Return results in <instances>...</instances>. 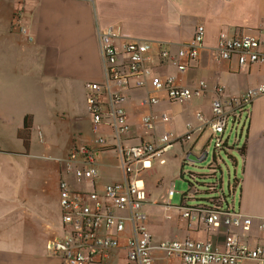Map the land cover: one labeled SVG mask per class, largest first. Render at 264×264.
<instances>
[{"label": "crops", "instance_id": "crops-1", "mask_svg": "<svg viewBox=\"0 0 264 264\" xmlns=\"http://www.w3.org/2000/svg\"><path fill=\"white\" fill-rule=\"evenodd\" d=\"M17 9L19 18L14 17ZM20 24L28 27L32 40L19 30ZM198 24L206 29L200 55L179 71L160 52H176L192 39ZM108 26L116 28L113 40L119 48L134 39L151 44L146 63L153 74L162 79L175 75L176 83L190 87L199 79L209 85L202 95L184 102H171L164 90L157 91L160 101L154 105L142 102L153 91L150 84L126 91L124 138L154 140L167 130L183 134L189 125L195 129L189 139L172 143L164 152L167 157L152 159L155 173L148 175L144 169L139 175L150 192L144 209L152 242L190 237L223 248L233 231L251 247L263 244L264 93L251 103L243 155L231 152L240 167L239 173L235 170L241 182L235 209L253 217L246 233L208 226L200 219L189 225L181 218L183 191L180 203H172L168 190L174 181L163 168L173 162L176 171L179 160L181 169L185 161L209 155L207 121L217 86H223L222 95L232 96L264 83V62L241 68L237 53L221 58L217 49L220 32L264 35V0H0V264H68L48 246L70 231L61 215V182L72 192L97 191L103 199L107 183L124 179L108 124L100 129L106 142L95 147L98 175L93 180L75 177L82 162H73L71 169L67 163L75 147L93 144L88 84L104 78L97 31ZM163 111L170 114L168 121L160 118ZM145 113L156 116L153 128L143 125ZM126 241L127 231L99 264H125ZM152 257V264H183L159 250ZM241 264L260 262L244 258Z\"/></svg>", "mask_w": 264, "mask_h": 264}, {"label": "built area", "instance_id": "built-area-1", "mask_svg": "<svg viewBox=\"0 0 264 264\" xmlns=\"http://www.w3.org/2000/svg\"><path fill=\"white\" fill-rule=\"evenodd\" d=\"M21 10L15 11L19 18ZM19 30L32 40L26 25L20 24ZM206 29L198 24L190 41L180 46L176 52L162 49L163 59L171 61L179 71H184L199 55ZM114 26L98 29L97 38L103 59L104 78L88 84L87 106L92 115L91 129L95 137L93 144L75 147L67 156L71 169L73 162H82L75 167L77 179L93 180L98 175L95 164V147L102 145L106 139L100 132L103 124L112 128L114 147L118 153V166L124 179L107 183L103 189V200L99 192H72L67 184L61 182L60 208L63 222L70 231L61 238L49 243V249L55 255L67 260L68 264H99L109 258L112 249L119 246V236L127 231L126 263L152 264V252L159 250L168 258H179L183 264H241L244 258H253L264 264V243L251 247L243 237L233 231L224 242L223 248L214 246L210 240H198L190 237L184 239L162 240L153 243L146 226L147 213L144 209L148 192L140 182L142 170L152 166V159L161 157L174 142H183L195 131L189 125L186 132L176 134L167 130L154 140L132 142L123 137L127 130L126 113L123 101L130 87L141 88L150 84L152 90L142 99L143 103L154 105L160 101L155 92L164 90L171 102H184L194 96H200L209 85L199 79L193 86L178 84L175 75L162 79L152 72L146 63L151 44L143 40H130L121 48L114 43L117 36ZM217 49L221 58H229L238 54L241 68L254 62H264V35L233 34L220 32ZM223 86H217V95L211 102V116L207 124L211 130L210 149L212 160L207 171H184L189 176V185L182 192L185 200L181 218L189 225L200 219L208 226L225 225L229 230L235 227L246 233L253 224V217L235 209V194L239 191L240 178H228V189L225 190L222 152L231 157L232 151L239 152L242 148L250 122L251 103L257 96L264 93V83L247 88L239 95L224 96L220 92ZM199 118L201 117L198 114ZM163 121L170 119V114H160ZM146 128L155 126L156 116L145 113L142 117ZM82 159H79V155ZM235 161V159H233ZM220 171V177L217 175ZM190 172V173H189ZM228 172L230 170L228 168ZM211 175L205 186L198 185L196 174ZM213 191L212 202L203 201L200 191ZM175 193L174 185L168 190L169 198ZM197 201L191 204L187 199ZM210 198V197H209ZM116 208L119 213L114 211ZM264 227V222L259 223Z\"/></svg>", "mask_w": 264, "mask_h": 264}, {"label": "rangeland", "instance_id": "rangeland-1", "mask_svg": "<svg viewBox=\"0 0 264 264\" xmlns=\"http://www.w3.org/2000/svg\"><path fill=\"white\" fill-rule=\"evenodd\" d=\"M168 154L169 153H164L163 155L165 157H167ZM222 157H223L224 161L221 163V168L223 170L224 187H225V190H227L228 189V178H229V176L232 179L233 176L236 174L235 170L237 173L240 172V167L239 166L236 167L235 161H233V159L231 157H229L228 155H226L224 152H222ZM211 160H212V147L210 149L209 155L204 160H200V161H196V162L185 161L183 164V167L181 169H180V160L179 161L177 160L179 163V168H176V171L173 169V164H174L173 162H169L163 168L166 171L168 178H170L174 181V189L176 192L174 193V195L172 197V200H171L172 203H175V204L180 203L181 191H186L188 189L189 176L185 175V174L182 175V170L183 171L195 170V171H200V172L201 171H207V169H208L207 165L209 164V162ZM172 161H173V159H172ZM228 168L230 170V173L228 172ZM144 171L148 175H150V174L155 173V171H157V168H156V166H154L152 164V166L150 168H147ZM217 175L220 177V175H221L220 171H218ZM209 179L211 180L212 178H209ZM146 188H147V183H146ZM147 192L149 195L150 192H149L148 188H147ZM192 201H197V200L193 199ZM235 203H236V205L238 204V192H236V194H235Z\"/></svg>", "mask_w": 264, "mask_h": 264}, {"label": "trees", "instance_id": "trees-1", "mask_svg": "<svg viewBox=\"0 0 264 264\" xmlns=\"http://www.w3.org/2000/svg\"><path fill=\"white\" fill-rule=\"evenodd\" d=\"M244 146H245V143L243 144V146H242V148L241 149H239L238 151H239V153L241 154V155H243V151H244ZM208 166V165H207ZM208 168V167H207ZM197 172H200V171H197ZM190 173V172H189ZM182 175H184V172H182ZM196 176H197V179H198V185L200 186V187H203V186H205V184H204V182L206 181V182H209V181H211L209 178H212V176L211 175H206V174H199V173H197L196 174ZM236 176V174L233 176V177H235ZM208 178V179H207ZM200 193L203 195V196H208V197H203V199H201V200H203V201H210V202H212V200H213V197H212V193H213V191H209V190H205V191H200ZM210 197V198H209Z\"/></svg>", "mask_w": 264, "mask_h": 264}, {"label": "water", "instance_id": "water-1", "mask_svg": "<svg viewBox=\"0 0 264 264\" xmlns=\"http://www.w3.org/2000/svg\"><path fill=\"white\" fill-rule=\"evenodd\" d=\"M197 160L200 161V160H202V158L201 157H198Z\"/></svg>", "mask_w": 264, "mask_h": 264}]
</instances>
